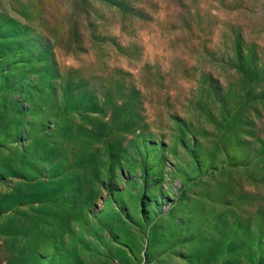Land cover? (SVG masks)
<instances>
[{"label": "rangeland", "instance_id": "obj_1", "mask_svg": "<svg viewBox=\"0 0 264 264\" xmlns=\"http://www.w3.org/2000/svg\"><path fill=\"white\" fill-rule=\"evenodd\" d=\"M0 264H264V0H0Z\"/></svg>", "mask_w": 264, "mask_h": 264}]
</instances>
